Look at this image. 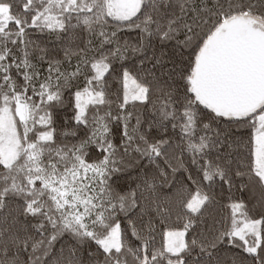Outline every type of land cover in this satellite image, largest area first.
I'll list each match as a JSON object with an SVG mask.
<instances>
[{
  "label": "snow or ice",
  "instance_id": "obj_1",
  "mask_svg": "<svg viewBox=\"0 0 264 264\" xmlns=\"http://www.w3.org/2000/svg\"><path fill=\"white\" fill-rule=\"evenodd\" d=\"M0 264H264V0H0Z\"/></svg>",
  "mask_w": 264,
  "mask_h": 264
}]
</instances>
